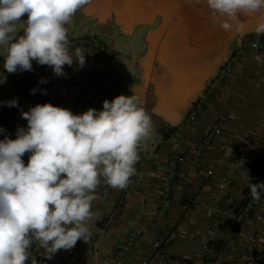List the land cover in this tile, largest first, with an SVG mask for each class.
I'll return each mask as SVG.
<instances>
[{
	"label": "crops",
	"instance_id": "obj_1",
	"mask_svg": "<svg viewBox=\"0 0 264 264\" xmlns=\"http://www.w3.org/2000/svg\"><path fill=\"white\" fill-rule=\"evenodd\" d=\"M120 2L125 9H118ZM152 2L158 4L164 26L152 54L137 51L139 64L133 72L129 51L119 71L117 47L102 42L98 33L113 37L120 25L125 47L131 49L135 31L130 23L140 18L141 3L149 8ZM194 2L92 0L73 17L70 51L83 48L86 64L64 66L67 78L60 77L62 85L53 92L56 107L75 115L90 108L101 111L105 100L131 96L134 88L152 118L153 135L141 144L136 174L127 188L113 189L101 178L88 242L80 240L52 260H45L43 249L37 252L33 245L30 252L38 264H172L168 258L191 264L205 243L214 257L210 264H264V199L248 217L235 220L250 182L264 179V64L253 60L264 52L246 50L244 29L225 33L209 21L210 11L199 10ZM147 12L150 17L155 13ZM249 18L255 26L259 14ZM21 20L17 35H23L27 16ZM140 46L135 49L146 48ZM5 55L0 49V101L18 99L19 107L0 105V128L6 130L0 140L10 133L14 140L18 127L27 128L20 109L36 106L23 105L33 83L53 71L33 61V71L9 74L3 67ZM226 66L231 67L229 74L224 73ZM30 155L22 159L28 162ZM228 179L233 180L231 188L222 192L219 185ZM171 231L177 238L157 253L154 243ZM132 237L136 244L123 252Z\"/></svg>",
	"mask_w": 264,
	"mask_h": 264
},
{
	"label": "clouds",
	"instance_id": "obj_2",
	"mask_svg": "<svg viewBox=\"0 0 264 264\" xmlns=\"http://www.w3.org/2000/svg\"><path fill=\"white\" fill-rule=\"evenodd\" d=\"M191 4L193 0H182ZM200 3L201 0H195ZM92 0H0V49L9 74L33 71V61L48 66L57 77L67 78L64 66L86 64L83 48L70 51L69 27L75 14ZM209 21L225 33L240 32L246 19L259 14L252 31L264 36V0H203ZM23 35H17L21 18ZM253 60L264 64V55ZM48 81L41 78L39 83ZM37 89L30 94L35 95ZM47 95L46 90H39ZM105 100L102 110L75 115L51 104L20 109L27 128L18 127L16 139L0 140V264H38L30 249L45 260L69 251L91 237L96 220L93 202L101 178L123 190L136 174L142 142L151 139L153 121L142 97ZM19 107L18 99L0 101ZM6 130L0 128V134ZM31 153L27 165L22 157ZM250 181V178L247 177ZM252 199L264 196V183L250 182Z\"/></svg>",
	"mask_w": 264,
	"mask_h": 264
},
{
	"label": "rangeland",
	"instance_id": "obj_3",
	"mask_svg": "<svg viewBox=\"0 0 264 264\" xmlns=\"http://www.w3.org/2000/svg\"><path fill=\"white\" fill-rule=\"evenodd\" d=\"M152 3L153 4H148L149 8H147L148 6L144 5V3H141V5H140L141 10L140 11L142 14H141L140 18L138 20L134 18V20H132L130 23L132 25L131 28H133V30L135 31L134 35L131 36V42H130L131 43L130 47H132L131 49H128L129 48L128 46L125 47L124 39L121 37V36H123V33L121 32L122 28H120V25L118 27L116 25H114V26H116V27H114V31L116 32V34L113 37H111V35L110 36L106 35V33H103L104 34L103 35L100 33V31L98 33V34H100L99 38L101 39L102 42H105L106 44H109V45L111 43H114L115 46L117 47L114 60H115V66L119 71H121L123 69V67L125 66V64L127 63L128 60L125 59V57L127 55H125V54H127L129 51H130L129 53H132L131 56L133 57V62L131 64V68H130V70L133 72L137 71V65L139 64V62L136 59L139 57L140 53L143 52L144 54H149V55L152 54V50H153L152 46L156 43L157 38L160 37L161 30L164 27L163 26V17L161 18V14L158 10V4H156L154 2H152ZM139 4H140V1H136L134 3V5L137 7ZM197 4L199 6V10H205L206 11V9H208L207 6L203 3V0H201V2L197 3ZM125 5H126L125 2H123V3L120 2L117 7L119 10H121V9H125ZM196 8L198 9V7H196ZM149 9L155 11V13L153 14V17L149 16V13L147 12V11H149ZM197 9H195V10H197ZM240 19L242 20L241 17H240ZM244 20H245V18H244ZM250 22H253V21H251L250 18H247L245 28H244L245 31H244V33H241V36H242V38L246 39V46H245L246 50L254 52V51H258V41H262L263 38L261 36L258 37L252 31V29L255 26H254V24H252ZM108 30H109V28H108ZM108 30L106 32H108ZM101 35H103V36H101ZM233 37H234V35H232V38ZM139 45H141V46L143 45L146 48H143L140 51L136 50L135 48L139 47ZM254 45H256L257 48L254 47ZM259 50H262V52H263V48L259 49ZM137 51L139 52V54L137 53ZM224 69H225L224 73L229 74L231 71V67H229V66L224 67ZM124 72H126V70H124ZM60 79H61L60 77H57L54 75V73H52L48 77H46V80L48 81L46 84L39 83L40 80L35 81L33 83V85H34L33 89H37L38 91L36 92L35 95L31 94L25 100L23 105H25V106H32V105H38V104L44 105L47 103V104H51V105L56 106V103L58 100L56 97H54L53 92H54V89L56 87H58L59 85L60 86L62 85V82H60ZM180 86H181V89H184L183 88L184 85L181 84ZM39 90H46L47 95L41 94V91H39ZM118 96L119 95H117V97ZM180 100H184V99L180 98ZM193 114H190V119H189L190 122L192 120ZM219 133H217V134H219ZM10 134H8V136H10ZM175 142H177V140H175ZM24 163H25V165H27V163H28L27 159H25ZM232 165H234V164L232 163ZM174 177H175V175L173 176V178ZM171 233H174V232L173 231L166 232L164 235H169ZM176 238H177V236H176ZM135 241H136V239L130 245V240H129L128 243L122 248L123 252H128L133 247V245L136 244ZM155 243H154V250L157 251V253H158V251H160L162 249V247H164L165 245L170 243V240L168 238L165 239L164 241H162V243L160 244V246L158 248L155 247ZM209 248H210V246H209ZM213 259H214L213 254H211L209 252L204 253L203 249H202V254H200L198 260L195 261L194 263H191V264H210ZM168 260H170V262H172V264H188V263H186V261L180 262V261L174 260L173 258H168ZM140 264H149V262L144 260Z\"/></svg>",
	"mask_w": 264,
	"mask_h": 264
},
{
	"label": "built area",
	"instance_id": "obj_4",
	"mask_svg": "<svg viewBox=\"0 0 264 264\" xmlns=\"http://www.w3.org/2000/svg\"><path fill=\"white\" fill-rule=\"evenodd\" d=\"M262 41H258V50L263 48V52H264V43ZM254 47L257 48L256 45H254ZM194 117H195V115L193 114L192 119H194ZM215 131H216V133H219L220 129L217 128ZM232 181H233L232 179H228V180L224 181L223 183H221L219 185L220 190L222 192H225L228 189H230ZM256 183H264L263 178L258 179V181ZM263 199H264V196H262L259 201L252 199L250 189H249L245 194H243V198L241 200V205L235 214V220H242V219L248 217L255 210V208L260 204V202ZM167 238L171 241V240L176 238V234L171 233L169 235H163L161 238H159L157 240V242L155 243V247L158 248L160 246V244L162 243V241H164ZM134 240H135V238H133V237L130 239V245L134 242ZM202 249H203V252L206 253L209 250L208 243H205L202 246Z\"/></svg>",
	"mask_w": 264,
	"mask_h": 264
}]
</instances>
